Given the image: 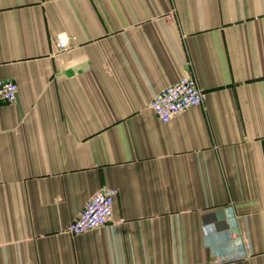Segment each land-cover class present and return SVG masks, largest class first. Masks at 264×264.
I'll return each mask as SVG.
<instances>
[{
	"label": "crops",
	"instance_id": "0c3cea01",
	"mask_svg": "<svg viewBox=\"0 0 264 264\" xmlns=\"http://www.w3.org/2000/svg\"><path fill=\"white\" fill-rule=\"evenodd\" d=\"M0 78V264H264V0H0ZM103 185L114 221L69 232Z\"/></svg>",
	"mask_w": 264,
	"mask_h": 264
},
{
	"label": "built area",
	"instance_id": "2783aa9c",
	"mask_svg": "<svg viewBox=\"0 0 264 264\" xmlns=\"http://www.w3.org/2000/svg\"><path fill=\"white\" fill-rule=\"evenodd\" d=\"M75 36L62 31L57 35L60 50L71 47ZM19 84L11 78H0V104L12 103L17 99ZM206 91L201 88L193 75H184L177 82L160 90L152 99L150 106L158 118L168 122L176 114L193 106L201 105L206 99ZM119 190L108 185L101 186L86 202L80 215L68 226L72 234H80L93 228H99L114 221L115 200ZM219 258L211 264L222 263Z\"/></svg>",
	"mask_w": 264,
	"mask_h": 264
}]
</instances>
